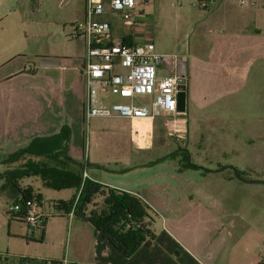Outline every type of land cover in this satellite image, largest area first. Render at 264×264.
Instances as JSON below:
<instances>
[{
    "label": "crops",
    "instance_id": "obj_1",
    "mask_svg": "<svg viewBox=\"0 0 264 264\" xmlns=\"http://www.w3.org/2000/svg\"><path fill=\"white\" fill-rule=\"evenodd\" d=\"M202 1H198V8L205 12L201 30L213 31L214 35L222 30L226 36V47L232 55L229 59L241 56L237 57L235 64H232V59L231 66L227 68L225 84L233 92L238 87L235 84L237 75L243 77L249 69L256 71L253 75L257 77L259 70L264 68L263 41L255 35L256 31H261L259 24L264 17V0H255V4L247 8L238 7L233 0H215V4L202 7ZM58 2L61 6H80L81 12L76 20L62 22L68 28L83 19L84 0ZM108 20V42H148L139 35L141 32H138L137 26H132L127 33L121 30L115 37L113 28L116 25L112 19ZM0 21H3L2 16ZM69 33L70 28L65 33L68 40H82L78 47L65 51L49 48L45 54L37 56V64L18 61L14 67L0 74V155L24 147L35 137L55 134L63 125L69 126L71 137L67 156L84 167L89 180L135 195L147 205L154 244L148 248L141 247L124 258L96 234L89 223L74 216L70 218L64 210L55 207L60 201H70L76 194L75 189L65 196L54 195L52 208L48 211L43 208L41 196L39 208L46 218L40 232L30 237L22 221H13L7 215V206L13 199L10 193L1 191L5 182L0 177V264H63L64 261L67 264H264V206L254 202L249 204L247 196L261 192L258 187L251 191L250 185L264 183L246 182L259 179L241 170L247 161L236 159L217 168H206L202 166L204 163H196L193 164L196 166L194 169H189L185 167L184 159L176 156L173 159V155L171 159L166 158L170 163L160 168L165 156L174 152L188 153L190 148L197 150V143L186 144L188 139L185 143L170 140L162 118L92 119L85 126L82 75L85 40L72 39ZM217 43L213 46L219 48ZM218 53L223 54L224 50ZM41 58L59 60L60 65L55 68L40 67ZM219 59L217 57L214 61L218 64L216 68L222 70L223 65L217 63L221 62ZM181 69L188 78L187 99L190 100L192 69L184 59ZM187 131L189 137V124ZM86 139L88 147H99L105 154H93L86 158L83 152ZM167 139L177 149L168 146ZM214 143L208 142L204 148L211 149ZM254 144L264 150V143ZM227 148L240 151L252 147L245 144ZM154 149L158 151L157 158L152 152ZM195 155L200 157V154ZM221 166L225 168L220 169ZM230 167H235L239 175L242 174L240 178L234 176ZM227 168L232 173H224ZM4 170V166L0 165V174ZM27 180H22V185H26ZM27 185L40 193L39 188ZM60 211L63 214L58 216L80 220L79 223L67 222L73 228V243L70 245L69 242L73 254L67 252V244L65 248L59 239V235L63 234H59L54 243H47L44 239L48 216ZM44 246L49 248L44 249Z\"/></svg>",
    "mask_w": 264,
    "mask_h": 264
},
{
    "label": "rangeland",
    "instance_id": "obj_2",
    "mask_svg": "<svg viewBox=\"0 0 264 264\" xmlns=\"http://www.w3.org/2000/svg\"><path fill=\"white\" fill-rule=\"evenodd\" d=\"M58 1L0 0V16L3 20L0 21V74L14 67L18 61L37 64V56L45 54L49 48L65 51L82 43V40H68L65 36L69 29L68 25L62 23L76 20L81 12L80 6L75 4L61 6ZM135 13L137 14L135 27H138L141 37L153 42L156 51L160 53L178 54L192 69L189 83L190 100L186 99L185 111L187 127L189 124L186 144L197 143L195 145L197 150L189 147L188 153L174 152L170 156H165L160 168H165L170 163L166 158L171 159L173 155V159L175 156L180 160L187 159L186 164L204 163L205 165H201L206 168H217L218 165L238 159L242 162L247 161V165H242L241 170H245L248 176L259 178L254 180L264 181V150H260L257 144H254L264 143V68L259 70L257 77L253 75L256 71L249 69L245 71L243 77L237 75L235 77L237 89L233 92L228 89L225 84L227 68L231 66L232 59H234L232 64H235L237 57L241 56L229 59L232 55L228 52L226 36L222 30L217 31L215 35L213 31L201 30L200 25L205 12L198 8V0H150L146 9L137 6ZM107 18L112 19L116 25L113 28L115 37L119 36L121 30L127 33L132 28L123 25L115 16L108 15ZM259 26L261 31H256L255 35L264 45V17L260 20ZM215 43L219 48L213 46ZM223 50L224 53L219 55L218 52ZM217 57L221 61L217 63L223 65L222 70L216 68L218 64L214 60ZM89 126L92 130V126ZM208 142L216 143L213 144L215 145L213 148L205 149L204 146ZM166 144L177 149L169 139L166 140ZM245 144L252 148L240 151L227 148L231 145L242 147ZM83 152L86 158L93 154H105L99 147L94 146L88 147L87 151L84 149ZM152 152L157 158L158 151L154 149ZM195 154H200V157ZM204 157L206 160H202ZM222 168L225 167L221 166L220 169ZM224 173L232 171L227 168ZM27 184L40 189L45 211L51 210L54 195L65 196L74 192L73 189L56 192L43 187L34 178L28 179ZM249 187L251 191L258 187L261 192L254 196L247 195L248 203L254 202L264 206V185L252 184ZM94 202L98 206L102 204L101 200ZM71 221L79 223L80 220H69L65 215L51 214L45 224L44 239L47 243H54L57 236L63 234L59 235V239L63 241L65 248L67 244V252L73 254V248L69 246V242L70 245L73 243V228L67 225V222ZM48 248L49 246H44V249Z\"/></svg>",
    "mask_w": 264,
    "mask_h": 264
},
{
    "label": "built area",
    "instance_id": "obj_3",
    "mask_svg": "<svg viewBox=\"0 0 264 264\" xmlns=\"http://www.w3.org/2000/svg\"><path fill=\"white\" fill-rule=\"evenodd\" d=\"M240 8L255 4V0H233ZM203 0L202 7L215 4ZM150 0H84V17L70 24L69 36L85 40L82 75L85 100L84 123L92 119H164L167 137L176 143L188 138L186 112L177 110L178 82L183 59L178 54L155 50L153 42L139 44L110 43V22L107 15L117 17L123 25L135 26V9H146ZM116 99V100H114ZM88 149L87 139L84 145ZM89 177L84 170L81 187ZM81 189V188H80ZM79 195L76 196V199ZM23 212L22 222L30 237L38 234L46 215L34 201L12 202L7 215ZM63 214L61 211L56 215ZM68 217L73 211L65 212ZM63 264H67L66 261Z\"/></svg>",
    "mask_w": 264,
    "mask_h": 264
},
{
    "label": "trees",
    "instance_id": "obj_4",
    "mask_svg": "<svg viewBox=\"0 0 264 264\" xmlns=\"http://www.w3.org/2000/svg\"><path fill=\"white\" fill-rule=\"evenodd\" d=\"M70 137L69 126L63 125L55 134L35 137L24 147L0 155V165L5 166L0 174L5 182L1 191L10 193L13 203L34 200L40 206L39 190L22 185V180L34 178L43 187L54 191L75 189L76 194L70 201H60L55 207L66 213L72 210L75 218L89 223L94 232L124 258L141 247H151L154 233L150 228L147 205L135 195L91 180L84 181L81 187L85 169L67 156ZM189 167L196 166L186 164V168ZM97 199L101 200V206L94 202ZM23 214L20 212L9 217L13 221H22Z\"/></svg>",
    "mask_w": 264,
    "mask_h": 264
},
{
    "label": "water",
    "instance_id": "obj_5",
    "mask_svg": "<svg viewBox=\"0 0 264 264\" xmlns=\"http://www.w3.org/2000/svg\"><path fill=\"white\" fill-rule=\"evenodd\" d=\"M39 65L40 67L43 68H48V67H59L60 61L56 59H47V58H41L39 60ZM178 91H177V110L179 112H185L186 111V90H185V85H184V79H183V74H181V77L178 82ZM189 163V159H188ZM233 170L234 176L237 178H240V175L238 171L230 167ZM248 183H264V181L260 180H246Z\"/></svg>",
    "mask_w": 264,
    "mask_h": 264
},
{
    "label": "flooded vegetation",
    "instance_id": "obj_6",
    "mask_svg": "<svg viewBox=\"0 0 264 264\" xmlns=\"http://www.w3.org/2000/svg\"><path fill=\"white\" fill-rule=\"evenodd\" d=\"M180 71H181V74H183L184 85H185V90H186V99H187L188 78H187L186 73L182 72V69Z\"/></svg>",
    "mask_w": 264,
    "mask_h": 264
}]
</instances>
